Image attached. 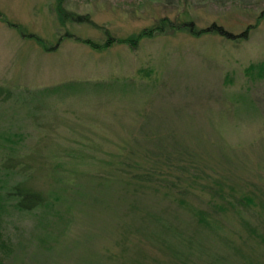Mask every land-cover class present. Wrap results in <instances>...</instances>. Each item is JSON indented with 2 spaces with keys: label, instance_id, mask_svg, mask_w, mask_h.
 Returning a JSON list of instances; mask_svg holds the SVG:
<instances>
[{
  "label": "rangeland",
  "instance_id": "obj_1",
  "mask_svg": "<svg viewBox=\"0 0 264 264\" xmlns=\"http://www.w3.org/2000/svg\"><path fill=\"white\" fill-rule=\"evenodd\" d=\"M59 1L90 22H63L57 0H0L9 23L54 48L0 21V85L13 92L0 102V263L264 264V79L247 72L264 63V0ZM160 18L176 27L133 50L64 37L122 41ZM18 183L43 206L16 209ZM197 212L223 234L182 255L149 239L151 213L188 238L208 233Z\"/></svg>",
  "mask_w": 264,
  "mask_h": 264
},
{
  "label": "trees",
  "instance_id": "obj_2",
  "mask_svg": "<svg viewBox=\"0 0 264 264\" xmlns=\"http://www.w3.org/2000/svg\"><path fill=\"white\" fill-rule=\"evenodd\" d=\"M57 4H58V6L55 9H56V12H57L59 18L63 22L67 21V20L72 21V22H78V23H89L90 22V20L87 17L79 16V15H76V14L70 13V12H66L65 10L60 8L59 7V4H60L59 0H57ZM263 18H264V12L262 13V15L260 17H258V19L256 21V25ZM0 21L2 23H4L6 26H8L9 28L15 30L22 37H25V38L30 39V40H34L37 44H39V46L44 51H51L54 49V48L46 47V45L43 43V41L34 35H28L27 36L25 31H23L20 28V26L9 23L4 18V15L0 14ZM186 25L187 26H186L185 30L189 34L198 35L200 33H206L207 31H215L218 35H220L226 39L233 40L235 38V36H233L231 32H229V31L223 29L221 26H217L215 24L212 25L213 28H211L210 30L201 29L198 31L195 30L194 28H191V24H186ZM256 25H254V26L250 25L248 28H246V30L244 32L240 33V35L237 36L238 37L237 43L246 41L248 39V35L250 34L251 29H254L256 27ZM173 26L174 25L171 24L166 18H160L159 21L152 28H150L148 30H143L140 34L135 35V36H131L129 38H125L122 41H120L119 39L113 38L109 34L108 31H104V34L106 35V39H105V43H103V44L96 43L90 39L81 40V39L73 38V35H71V34H67V36H64V37L71 38V39H74L78 42H81L82 44L87 45L88 47H90L91 49L96 50V51H101V50L107 49L113 43L125 44V45H127L128 48L133 50V49L137 48L138 43L142 39H150V38H154L156 36L166 35L167 30H169ZM174 27H176V26H174ZM170 30H172V29H170ZM58 42H59V39H58L57 43ZM256 70H258V73L255 72ZM253 71L255 72V75L260 80L264 79V63L255 64L252 67L247 69V72H253ZM12 96H13V92L9 87H7L6 85H4V86L0 85V100H1L0 102L10 101ZM151 163H153V162H151ZM155 164L156 163H153V166L156 167ZM163 167H164V169H166L165 173H167L169 176L171 174V171L169 170L170 166L164 165ZM156 169H158V168L156 167ZM155 172L157 174H160V172L163 173V171H160L158 169V170H151L149 172V174L154 175ZM133 176H134V174H133ZM147 177H148V174H147ZM175 178L179 179V177H175ZM186 178H188V176H186ZM189 178H191V177H189ZM99 195L105 197V194L102 192H100ZM7 197L14 200V202H15L14 206L16 207V209H18L19 211H22V212L33 211L34 209L43 206V204L45 202L44 197L42 195L27 189L26 186L22 183H18L14 187H12L11 190L7 193ZM80 197L82 198V200L92 199V201L94 198L93 195L89 194L88 192H86V193L82 192L80 194ZM97 200L96 201L94 200V201L97 202ZM247 203H249L250 207H253V203L251 202V200L250 201H248V200H242L241 201V205L244 207ZM250 207L247 209H250ZM185 209L189 210V212L194 215V212L191 208L185 207ZM195 215L199 218L198 221L200 224L209 226L210 231L208 233L207 232H197V233L191 234V237L188 238L187 237L188 234H186L184 232H179V231L173 229L171 227V225L167 222V219L161 218V217L157 216L156 214L151 213L150 218L157 222V226L154 228V231H152L149 234L148 237L152 242H156L159 244L164 243V242L170 243L172 240H175L177 244L173 247L174 252L177 253L178 255H182L184 253L182 245H186L188 243H191V245H193L192 242H200V241L205 240V239L206 240L212 239L213 236L216 237V236H220L223 234V229L221 227V224L218 221L210 219L207 216H203L199 212L195 213ZM248 226L250 228H252V225L250 224V222H249ZM220 251L221 250L218 249L217 253L223 254V252H220Z\"/></svg>",
  "mask_w": 264,
  "mask_h": 264
}]
</instances>
